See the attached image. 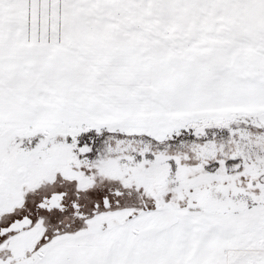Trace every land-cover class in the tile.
Listing matches in <instances>:
<instances>
[{
  "label": "snow or ice",
  "instance_id": "snow-or-ice-1",
  "mask_svg": "<svg viewBox=\"0 0 264 264\" xmlns=\"http://www.w3.org/2000/svg\"><path fill=\"white\" fill-rule=\"evenodd\" d=\"M0 264H264V0H0Z\"/></svg>",
  "mask_w": 264,
  "mask_h": 264
}]
</instances>
